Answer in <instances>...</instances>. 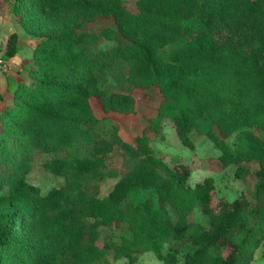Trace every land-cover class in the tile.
<instances>
[{"label": "trees", "instance_id": "16d2710c", "mask_svg": "<svg viewBox=\"0 0 264 264\" xmlns=\"http://www.w3.org/2000/svg\"><path fill=\"white\" fill-rule=\"evenodd\" d=\"M9 6L66 19L36 45L30 80L19 82L12 103L0 110V264H95L109 253L135 261L145 251L163 264H179L180 255L182 264L248 263L264 202L213 200V179L191 187L188 172L169 167L149 136L168 118L189 143L196 121L208 120L206 134L221 152L215 166H236L239 175L257 162L255 184L264 191V138L254 132H264V0H135L134 6L11 0ZM97 19L111 23L95 32L78 27ZM100 38L111 45L97 48ZM17 39L15 32L8 36L4 57L15 56ZM117 62L134 88L159 93L156 114L135 143L110 121L111 134L78 144L84 125L108 119L96 117L92 98L105 113L136 112L131 94L99 85V73ZM37 151L49 155L43 165L65 176L75 194L67 195L65 185L41 194L26 180ZM114 152L121 168L110 165ZM108 177L117 180L99 197L91 187ZM135 188L153 189L158 205L151 198L130 204ZM114 223L126 233L98 244L99 228Z\"/></svg>", "mask_w": 264, "mask_h": 264}, {"label": "rangeland", "instance_id": "374dc122", "mask_svg": "<svg viewBox=\"0 0 264 264\" xmlns=\"http://www.w3.org/2000/svg\"><path fill=\"white\" fill-rule=\"evenodd\" d=\"M6 2L0 7V110L12 103L11 98L19 82L30 80V70L36 66L35 48L50 33L59 29L63 20L57 14H29L28 11L13 12ZM129 6L135 5V0H124ZM78 27L89 32H95L100 27L110 24V20L97 19L81 22ZM17 33L16 54L12 59L4 57L5 46L8 36ZM112 41L100 38L95 44L97 48L110 46ZM127 68L121 62H117L110 68H106L99 73V85L107 90L125 92L131 94L136 100V112L134 114H123L118 112L105 113L97 99L92 98L91 104L97 118H108L100 121L99 124L84 125L87 133L80 135L78 144H84L94 137H106L111 134V122L118 125V132L125 141L135 143L136 137L141 134L142 129L147 124V119L156 114L158 104L161 100L156 90H146L134 88L126 80ZM111 121V122H110ZM209 121L199 119L196 121L194 129L189 134L190 142L184 143L179 137L171 119L165 118L161 122V132L151 133L149 141L155 152L169 167L185 169L188 172V184L193 187L204 178L211 177L214 184L213 200L225 198L229 201L242 198L254 203L256 199L264 202V191L256 187L254 170L258 165L252 161L250 170L247 173L236 175V166H229L225 169H218L215 166L216 159L221 152L215 143L207 136ZM259 138H264V132L254 131ZM237 137L230 138L231 142H237ZM239 141V140H238ZM48 154L35 152L26 173V180L36 186L41 194H45L52 187H66L67 195L75 194V190L66 180L65 176L55 174L48 170L43 162L48 158ZM111 167L121 168L122 158L116 152L111 154L109 160ZM245 164V162H243ZM117 178L108 177L98 184L95 189L99 197L105 196L112 189ZM5 191V190H4ZM3 190L1 192H4ZM151 198L157 206V194L153 189L135 188L129 193L128 201L135 204ZM264 216V207L261 210ZM200 213L193 215V218L200 216ZM123 225L114 223L112 225L101 226L97 233L98 244L102 242H119L120 236L125 234ZM257 246L247 251L252 259L246 264H264L262 251L264 250V222L256 230ZM173 244L164 245V251ZM179 264H182L180 255ZM95 264H163L151 251H145L137 255L135 261H130L126 257H116L109 253Z\"/></svg>", "mask_w": 264, "mask_h": 264}]
</instances>
